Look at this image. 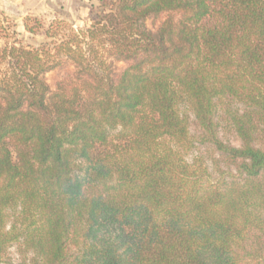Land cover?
Here are the masks:
<instances>
[{
    "label": "trees",
    "instance_id": "1",
    "mask_svg": "<svg viewBox=\"0 0 264 264\" xmlns=\"http://www.w3.org/2000/svg\"><path fill=\"white\" fill-rule=\"evenodd\" d=\"M23 27L45 43L0 20V264L15 245L31 264H243L264 229V0H102L86 28ZM227 100L239 148L219 139ZM184 106L232 181L186 159Z\"/></svg>",
    "mask_w": 264,
    "mask_h": 264
},
{
    "label": "rangeland",
    "instance_id": "2",
    "mask_svg": "<svg viewBox=\"0 0 264 264\" xmlns=\"http://www.w3.org/2000/svg\"><path fill=\"white\" fill-rule=\"evenodd\" d=\"M102 0H0V20L4 21L6 27H16L23 34L21 38L25 43L39 45L45 43L42 37L33 39L24 33V19L28 16L37 17L46 25L56 19H64L74 28H86L90 25V12L92 7L100 5ZM9 25V26H8ZM148 26L152 28L151 21ZM4 44L0 40V47ZM120 69L124 64H118ZM73 68L68 64L66 70H56L47 75L48 83L54 87L60 77L66 71ZM242 106L234 100H227L218 104L215 122L218 127L219 139L227 146L239 148L242 142L236 132L232 116L241 113ZM183 111L188 113L190 118V133L193 140L192 149L186 154L190 162L198 161L203 164L212 176V179H223L226 182L232 181L238 175L240 162H234L213 145L204 142L203 131L196 123L195 116L184 106ZM256 147L264 150V126L260 128L259 138ZM262 195L256 202V214L259 219L264 220V179L261 180ZM243 257V264H264V229H255L250 232L240 247ZM33 254L27 252L23 247L15 245L12 247L3 264H31Z\"/></svg>",
    "mask_w": 264,
    "mask_h": 264
}]
</instances>
